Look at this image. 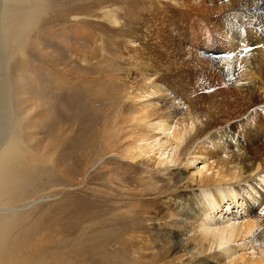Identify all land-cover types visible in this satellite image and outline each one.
Listing matches in <instances>:
<instances>
[{"label": "rangeland", "instance_id": "374dc122", "mask_svg": "<svg viewBox=\"0 0 264 264\" xmlns=\"http://www.w3.org/2000/svg\"><path fill=\"white\" fill-rule=\"evenodd\" d=\"M193 1L199 3V0ZM171 5L181 10L186 7L182 0H0L2 40L4 23H35L30 33L27 31L25 36L15 40L13 48L16 52L9 46L8 49L2 46L3 57L10 53L6 61L7 65L11 64L9 67L5 65L4 57L0 85L5 83L7 70L8 76H15L11 102L13 110L17 112L14 111L13 118V112L9 111L7 82L0 109V148L6 140L3 139V130L10 128L16 131L14 137L16 143L20 144L18 149L21 155L7 158L0 170L11 179L13 189L16 188L8 206L24 209L11 217L14 218L10 220L12 228L3 241L1 257L6 258L3 250L10 244L9 248L28 250L29 261L26 260V264H187L186 257H182V246L177 247L176 243L169 246L166 232V222L172 223V217H168V213H171L168 207L174 209L177 196L191 194L195 197V194L200 193L202 198L214 203L217 202L215 193L225 196L222 206L214 213L211 211L207 214L214 221L209 226L210 237L211 232L213 235L220 232L219 227L237 224L246 215L249 205L259 204L254 201L255 197H260L255 189L263 193L264 183L257 180L232 182L236 191L239 189L238 193L242 194H236V201L232 199L235 192L230 193L227 188L229 183L215 186L196 183L200 170L207 176L216 173V162L225 160L226 152L233 149L223 143V147L217 144L214 130L230 125L232 133L235 132L243 144L252 148L257 141H250L249 130H256L258 126L249 124L250 111L245 107L238 111L236 104L228 101L222 85L196 87L197 83L191 75L179 69L183 56L155 55L156 47L171 52L164 40L170 25L160 23L157 18L150 19L149 6H160V10L165 13V7ZM236 15L232 14L237 20L229 19V22L236 25L232 26L233 29L236 27L233 30L234 41L239 46L241 56L246 57L244 41L241 40L244 31ZM88 19L91 24H84ZM195 20L191 15L188 22L193 26L202 24L204 32L190 30L192 40L200 35L207 46L210 42L206 33L214 32L212 38L220 49L226 48L222 35L216 31H205L207 25ZM71 25L75 28L73 32ZM60 28L67 31L65 40L69 41L68 45L77 43L79 54L74 64L80 74L89 77L83 87L87 92L82 89L83 83L78 85L73 94L68 93L66 96L64 91L61 96H47L45 92L43 77L48 73V69L44 68L46 64L48 67L53 64V68L58 66L61 70L69 68V71L74 72L71 65L63 64L64 59L75 58L74 52L67 53L66 49L56 48L52 43L54 34L60 32ZM136 28L148 33L152 31V38L148 35L144 40L139 39L137 33L140 31ZM127 31H137L136 36L133 33L134 36L127 40L128 36L124 34ZM71 33L74 34L72 36L81 37L90 35V41L86 45H79V42L70 38ZM80 42L85 43L82 40ZM57 57L60 59L59 64ZM20 62V70H16ZM147 63L157 68L169 67L174 70L168 75L165 84L171 83L172 89L180 91V100L184 102L180 106H183L182 112L192 109L206 113L200 116L204 123L200 120L194 123L189 120L187 126L174 123L171 132H166L156 129L155 120L139 125L148 139L135 141L138 134L135 133L137 128L133 126L135 122H131V125L122 118L126 112L125 100L144 87L148 88H145L147 93L154 92L151 86L154 82L162 84L157 81L155 71L147 70L145 73L141 68ZM85 65L91 67L87 74L82 69ZM51 82L54 84L53 77ZM156 90L158 94L145 100L159 101V95L166 93L168 104L177 103L178 100H172L171 90L166 85L156 87ZM87 93L91 96L85 103ZM7 117L11 119L8 124ZM207 117L210 118L207 120ZM206 123L209 124L207 132L195 140L199 128H205ZM133 128L135 131L130 134ZM180 129L183 133L181 137L173 139L172 132ZM262 132L257 134L259 140L264 138L261 137ZM147 143L154 147L148 146L149 152H142ZM162 143H165L164 146H161ZM186 149L190 154H185ZM195 151L199 153L195 154ZM173 157H180V161H183L180 163ZM208 167L213 169L208 170ZM177 170L182 172L178 173ZM174 171L176 174L170 178ZM192 179L195 181L192 182ZM247 183H252L256 188L253 189ZM246 188L255 196L249 197ZM261 235L263 237L264 232ZM246 238L243 236L242 240ZM233 241L220 244L222 246L211 242L212 249L208 247V255L222 254L226 244L233 245ZM237 250L241 251L240 248ZM228 259L220 256L217 261L224 264Z\"/></svg>", "mask_w": 264, "mask_h": 264}, {"label": "bare ground", "instance_id": "6f19581e", "mask_svg": "<svg viewBox=\"0 0 264 264\" xmlns=\"http://www.w3.org/2000/svg\"><path fill=\"white\" fill-rule=\"evenodd\" d=\"M192 1L193 0H182V2L187 7V8L186 7L183 8L182 10L181 8H178V6H174V5L165 7L167 8V10H165V13H163L160 10L161 8L160 6H153V7L149 6L150 9L148 13H150L149 15L152 17V18L150 17V19L156 20L155 18H157L160 20V23H166L170 25L169 27L170 31L167 35H164V40L165 43H167V47L169 51L171 52H167L166 50L165 51L159 50L161 48L159 46L160 48L157 47L155 48V55L156 53H160L162 55L164 54L165 56H171V55L178 56L179 58L180 56H183L182 62H179L180 63L179 69H182L183 71H186L188 74L191 75V77L193 78L192 80H194L197 83V84L195 83L196 87L207 88L210 86L212 87L213 85H222L224 91L226 92L228 101L230 103H235L238 111H240L244 107L246 108L247 111H250V118L248 119L249 124L251 123L254 124L255 126H258V129L253 130L250 129L249 127L250 129L249 136H250V141H255V140L257 141L256 144H254L252 148L248 147L249 146L248 144H243L240 141V137L235 135L234 134L235 132L232 133L233 128L230 125L225 128L221 127L219 130L216 129V131L214 130V137L215 139H217V144L221 145V143H223L226 144L225 146H227L228 148H233V149L231 150V152L225 151L227 154L226 156L227 158H225V160L218 159L219 161H217L215 165V167H217L216 173L212 172L210 176H207L203 174V172H201L200 170L199 171L200 177L199 179H196V183L198 185H204V186L207 185L215 186L217 184L229 183L227 187L229 192L230 193L235 192V196L232 197L233 199L236 197V194L237 196L238 194L239 195L242 194L238 193L240 192L239 189H237L236 191L235 186L234 184H232V182L235 181L247 182V180L254 179L257 180L259 183L260 182L264 183V138H262V140H259L258 139L259 136L257 135L259 131H263L261 137L262 136L264 137V0H199L198 4H195L194 1L193 2ZM233 13L237 14L236 17L237 18L239 17L238 23L243 27L242 31H244V34L242 35L241 40L244 41L245 47L248 46L247 48L251 49V51L247 52L246 57L241 56L242 54H240L238 50L239 46L234 41L235 36H233V34L235 31L233 32V30L236 27H234L233 29L232 26H234L235 24L229 22L230 21L229 19L237 20L236 18H234V16H232ZM191 15L195 17L196 20L201 21V23L203 22L204 25H207L205 31H216L220 35H222L224 40L226 41L225 42L226 48L220 49V47L217 44V41H215L212 38V34L214 32L206 33L208 42H210L207 46L200 39V35H196L194 37V40H192L191 32H194L195 30L196 33H198L199 31L204 32V29L202 28V24L198 26H193L189 24L190 21L188 22V19ZM88 20L84 24H88V25L91 24L90 23L91 21L89 20L88 22ZM34 24L35 23H4L3 25L4 30L2 31L4 33H1V35L4 34V39L2 40L1 39L2 37H0V70L3 67L4 57L6 62L5 65H7V61H6L7 56L8 57L10 56L9 53L7 54V56L5 54L3 57L2 46L3 47L5 46L6 49H8L9 46V49L11 47L12 51H15V48H13L15 47L14 44L15 40L19 39L21 36H25V33L27 31H29L30 33V31H32V29L30 28ZM51 26L52 24L49 27ZM85 28L86 27L84 26V29ZM64 29L60 28L59 29L60 32L57 31V33L54 34V40L52 43L56 48L59 47L61 49L64 48L63 50L66 49L67 53H69L70 51L74 52L75 58L70 57L63 60V64H65L66 66L71 65V67L74 69V72H71V70L69 71L68 70L69 68L67 69L69 71L68 73L67 70L65 69L62 70L61 68L58 69L57 68L58 66L57 67L54 66L53 68V64L52 66L50 65L53 68V70L50 69L51 70L50 72L49 68L51 67L50 66L48 67V65L46 64L44 68L48 69V73L47 76L43 78L45 84V92L47 96L51 94H58L59 96H61L63 95V91L65 92L64 96H66V94L68 93L73 94L77 89V87H79L78 85L80 83L86 84V82L89 79L88 76H86L85 74H80V71L76 69L74 60L76 59L77 61V53L79 52L78 47L76 46L77 43L76 44L73 43L72 46L68 45L69 41L67 39L65 40V38L68 37L66 35L67 31L65 32ZM73 29L75 28L74 26L71 25V31ZM135 30L137 31L139 30L140 33L138 34L137 31L136 32L127 31L126 33H124L126 36H128V38H126L127 40H129V37H132L134 35L136 36V33L137 36H139V39H143V40L148 35L150 37L153 36L152 31L148 33V32H144L142 29L136 28ZM166 32L167 31H165V33ZM72 34L73 33H71V36L69 35L70 38H72L76 42H79L78 43L79 45L82 46L86 45V43L88 44V42L90 41L89 39L90 35H84L85 37L75 35L76 37H78L76 38L75 36H72ZM79 40L80 41L82 40L85 43H82ZM209 45H211L210 49L208 50L204 49V47L207 48ZM51 47H53V45H51ZM49 51L51 53V50ZM3 52H7V51H3ZM50 53H48L47 56H49ZM59 57H57V59L55 58L57 62L60 61ZM21 63L22 62H20L19 67L16 70H20ZM10 64L11 63H8V65ZM15 64L17 65V63ZM255 64L257 66H255ZM5 68L6 66L4 67V69ZM90 68L91 67L87 65L82 67V69L85 70L86 74L89 73ZM141 68L144 69L145 73L147 70L155 71L157 73V81L162 82V84L159 85L157 84L158 82L157 83L154 82V84L151 85L154 89V92L147 93L145 89L147 87H144L143 89L138 90L135 93V95L127 96L128 99L125 100L124 110L126 112L123 113L124 116L122 118H124L127 123H131V122L136 123V124L134 123L133 125L134 127L137 128L135 133L136 134L138 133L136 135L135 141L138 140L145 141L148 139L146 136L147 134L145 135L142 132L143 130L139 128V125L142 126L143 124L145 125V123L149 124L155 120L157 125L156 129H162L166 132L167 130L168 131L170 129L172 130L174 123H176V125L180 123H184L185 126L188 125L189 120H192V123H194L195 120L198 121L200 120L201 123H204L203 119H200V116L201 115L205 116L206 113L202 114L203 112L201 113L198 110L192 111V109L190 111L186 109L187 112L186 111L182 112L183 106L182 107L180 106L184 104V102L180 100L181 99L179 95L180 91L178 92V89L176 91V88L172 89L171 83L168 84L167 82V84H165V81L168 80V75H171L174 70H172L169 67H166L164 69L160 67L157 68L153 66L152 63H147V65H144ZM169 71L171 72L170 74ZM8 74L9 73L7 70L4 79L5 83L4 85H0V109L3 104L4 94L6 93L5 90L9 86V89L7 90L8 92L6 95V99L9 101L8 102L9 111L13 112V118H14L15 110H13V106H12L13 101L11 102V98H12L11 89L13 86V80L15 79V76L13 74L8 76ZM17 75L18 74H16V76ZM52 77L54 84H52L51 82ZM72 79L74 81H72ZM7 82H9V84H7ZM83 84H82V89L83 87H85V84L84 86ZM163 84L166 85L169 90H171V97L173 98L171 99L178 100L179 102L177 101V103L175 104H172L170 102L168 104L169 99L166 93L163 94L162 96L159 93L160 94L159 96L161 97L162 100L160 99L159 101H153V102H151L149 99L145 100V98L149 96L158 94L157 92L158 90H156V87L159 88ZM89 89L92 90L91 88ZM89 89L87 88V90ZM88 96H91V94L87 93L85 103L88 100ZM162 102H164L165 104H161ZM11 118H12V114H11ZM208 118L210 117H207L206 119L208 120ZM10 121L11 119L9 118L7 124L10 123ZM108 125L106 126L108 127ZM208 125L209 124L206 123L205 128H201V129L199 128V132L195 140L199 139L203 133L207 132L209 127ZM119 128L121 127L119 126ZM134 131L135 130L133 128L130 134H132ZM137 131H139L140 133ZM3 133H4L3 139L6 140L1 143L2 146L0 148V167L4 164V161L7 158L11 156L21 155V151L20 149H18L20 144L16 143L14 137L16 131L15 130L11 131L10 128L9 129L5 128L3 130ZM181 134H183L181 129L178 131L175 130L172 132V138L177 140V137L180 138ZM207 134H209V132ZM165 143H162L161 146H164ZM149 145L151 144L147 143V146H145L144 148L143 146L141 147L137 146V147L139 149L143 148L142 152H149L148 149ZM150 147L153 148L154 145L153 147L149 146V148ZM221 147L223 146L221 145ZM185 152H186L185 154L187 155L189 152L188 149H186ZM194 153L197 154L199 152L195 151ZM173 159L175 161H180V157H173ZM182 161L183 160H181L180 163ZM207 169L210 170L213 168L208 167ZM180 172H182V170L178 171V173ZM175 174L176 171H174L170 175V178H172ZM216 174H217V178H215ZM10 181L11 179H8L7 176L3 174V172L0 170V243H1L0 252L3 246V241L5 240L7 234L9 233V230H11L12 228L10 220H13L14 218L12 219L11 217H13V215H15L18 212H22L24 209V208L16 209L8 206L9 204L8 202L9 200L12 201L11 199L14 196L15 194L14 192L16 190V188L15 190L13 189V185L10 183ZM189 181L190 179H188V182ZM194 181L195 179H192V182ZM188 182L187 184H191ZM247 184L248 186H252L253 189L256 188L252 183H247ZM255 190L256 193L259 192L260 197L257 198L255 197L254 201L259 202V204L249 205L247 210L245 211L246 215L239 222L237 221V224L235 222L234 225H226V226H222V228L219 227L220 229H218V231L220 232H218V234L213 235L211 232V237L213 235L212 238L209 236L210 233L209 226L213 224L214 221H211L207 217V214H209L211 211L214 213L219 207H221L222 203L224 202L223 200L225 196L221 197L219 196V194L215 193L214 196H215V200L217 201L216 203H214V201L210 202L207 199L202 198L200 193L195 194L196 195L195 197L191 194L177 196V198L174 199L175 200L174 209L170 210L171 208L168 207L169 211L171 212L168 213V217L169 216L172 217V219H170L171 220L170 222H172L171 224L166 222V227H167L166 232L168 236L169 246L175 243L177 247L181 245L182 251H184L182 257H186L185 261H187V264H219L218 261L220 256L222 257V259L225 257H229L228 261L225 262L224 264H264V236L262 237L261 235L264 232V192L261 193L260 189L259 190L255 189ZM246 193L249 195V197L255 196L247 188H246ZM243 236L247 238L245 240H242ZM231 240H234L233 245L227 246L226 244V247L223 249L224 252L222 254L219 253L216 255V253H213L208 255L207 253L208 247L212 249L213 243H215V245H220L224 242H230ZM211 242L213 243L211 244ZM9 247L10 244L4 247L3 251L4 253H6V258L0 256V264H26V260L29 261L27 258L28 250H26V248L24 249L19 247L18 249H16L17 247L16 248H9ZM237 248H240L241 251L237 250ZM21 249H23V251ZM230 252L233 253L229 255Z\"/></svg>", "mask_w": 264, "mask_h": 264}, {"label": "snow or ice", "instance_id": "6c2138e0", "mask_svg": "<svg viewBox=\"0 0 264 264\" xmlns=\"http://www.w3.org/2000/svg\"><path fill=\"white\" fill-rule=\"evenodd\" d=\"M244 51H245V52H248V51H251V49H250V48H247V47H245V48H244Z\"/></svg>", "mask_w": 264, "mask_h": 264}]
</instances>
